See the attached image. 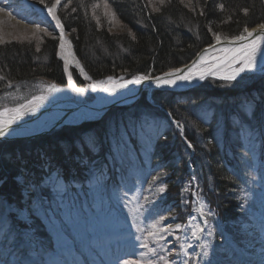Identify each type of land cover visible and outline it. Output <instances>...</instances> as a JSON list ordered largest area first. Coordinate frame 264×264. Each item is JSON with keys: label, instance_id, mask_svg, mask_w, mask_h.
Wrapping results in <instances>:
<instances>
[{"label": "trees", "instance_id": "16d2710c", "mask_svg": "<svg viewBox=\"0 0 264 264\" xmlns=\"http://www.w3.org/2000/svg\"><path fill=\"white\" fill-rule=\"evenodd\" d=\"M34 2L45 6L40 0ZM53 2L45 0L49 6ZM59 17L93 79L123 73L155 76L188 64L214 40L213 33L236 36L245 27L263 23L264 0H164L163 4L160 0H65ZM113 23L121 24L123 31H113ZM37 40L0 43V87L20 88L23 94L14 105L34 95L36 91H26L39 78L65 82L56 57L58 39L40 34ZM153 98L161 108L141 96L131 106L112 108L100 120L63 127V131L29 144L26 139L2 141L0 169L4 165L8 177L26 176V185L34 191L30 203L98 183L121 188L130 183L126 188L130 197L143 192L131 184L135 175L143 173L146 184L151 186L158 180L167 191L154 211L180 221L195 212V180L200 199L209 210L218 209L223 223L231 225L232 215L245 203L248 177L257 174L251 168L257 160L258 168H264V80L253 75L239 83L218 82L213 88L199 87L191 92L158 90ZM8 106L0 103V109ZM165 111L183 123L193 156ZM144 122L151 128L155 123L162 128L146 131L148 155L143 151L142 156H130L129 151L138 153L144 148V140L137 136V141L133 134ZM121 152L129 157H120ZM11 186H17L16 182ZM35 228L37 237L47 236L39 215Z\"/></svg>", "mask_w": 264, "mask_h": 264}, {"label": "rangeland", "instance_id": "374dc122", "mask_svg": "<svg viewBox=\"0 0 264 264\" xmlns=\"http://www.w3.org/2000/svg\"><path fill=\"white\" fill-rule=\"evenodd\" d=\"M63 4H65V0H61V5L57 8L58 16ZM0 9H3L0 11V43L37 40L40 34L58 39L56 57L61 61L65 82L61 83L47 78L35 80L26 92H36L20 105H28L33 97L41 95L45 97L42 101L89 103L95 100L96 94L92 90L90 82L84 79L77 69L68 65V70H64L65 63L59 55V30L55 28V23L47 22L44 18L41 10L46 11L45 6L38 5L34 0H0ZM36 25L40 26L39 29L35 27ZM111 28L113 31H123L121 24L113 23ZM64 33L70 38L65 28ZM68 72H71L72 75L71 83L68 79ZM253 75L263 81L264 69L247 73L235 81L207 80L196 88H213L218 82L221 84L239 83L249 80ZM113 77L130 79L134 76L123 73ZM49 84H55L56 89L49 90L46 87ZM77 88H81L83 91L78 92L76 91ZM2 89L0 103L9 104V106L1 108L0 111L19 107L20 105L14 104L20 100L21 89H11L7 86L2 87ZM160 91L167 93L184 92ZM185 91L191 92V89ZM148 95L152 94H146V92L142 94L151 105L161 108L155 101L154 104L151 103ZM152 99L154 100L153 96ZM134 103L125 106H131ZM165 114L172 122L169 115L171 113L165 111ZM103 117L84 123L94 122ZM179 123L178 125L174 124L175 128L188 146L190 141L185 137L184 125L181 121ZM138 126L139 129L133 134L137 141L138 139L144 140V148L138 153L136 150L129 151L130 156L135 153V155L142 156L141 152L143 151L144 154L147 152L148 155L149 152L146 148L148 139H144V136L147 135L146 131L152 129V131L159 132L162 128L158 123H155L152 128L146 122ZM63 127L53 130L50 134L61 131ZM182 128L183 133L181 132ZM48 134L47 132L41 136L28 138L25 142L29 144L33 139H41ZM4 146L5 144L2 143L1 150H4L2 149ZM188 148L190 155L193 156V146H188ZM120 157L129 156L121 152ZM259 162L260 160H257V165L251 168V170H256L257 174H250V176L252 175L250 179L248 177L244 196L245 203L242 204V210L239 212L242 214V219L239 213L232 215L233 222L231 225L223 223L219 217L218 209L209 210L207 204L200 199L195 180L192 193L195 212L185 216V221H180L175 216L159 215L154 211L153 208L156 210L158 207L156 205L167 197V191L166 189L164 192L159 191L161 186L158 180H155L151 186L146 184L143 181L145 176L143 173L135 175V178L131 180L133 187L143 191L139 194L134 193L130 196L132 199L128 197L129 190H126L130 183H124L123 188L98 183L85 190L80 189L78 192H71L70 194L69 192L63 194L58 192L47 196L44 200L39 198L30 203L34 191L28 184L26 185V176L18 174L15 177H8L9 175L7 176L3 170L4 165H1L0 173L2 171L5 173V175H2L3 173L1 175L6 181L3 182L4 184L0 182L3 185L0 184V201L6 202L12 210L7 212L6 218L0 224V264H25V262L32 264L26 261L27 259L25 260V253L19 249L21 242H18V237L14 239L13 236L10 240L8 237L9 232L14 231L16 234V232L22 233V230L29 232V238L25 237L24 241L27 245L28 242L32 244L43 264H123L124 261H128L129 264H165V260L160 259V257H164L168 264H185V262L186 264H248L247 255H256L259 252L258 248L264 247V168H258ZM190 166L193 169L194 167L191 163L189 164L191 171ZM13 182H16L17 186H11ZM139 189L138 191H140ZM16 190H20V194H16ZM37 195L41 197L40 193ZM201 205H203V211L200 210V214H198L197 211L198 208L201 209ZM20 213H23L24 216H20ZM209 213L211 214L209 215ZM248 214H251V218H245ZM38 215L41 216L47 232V236L43 239L37 237L36 234L35 222ZM160 217H165V219L160 220ZM205 220L207 223H204ZM153 224H156L158 229L170 227L171 231H162L160 236L164 238L154 239L153 236L149 235L150 232L154 231ZM176 225L182 227L176 228ZM204 226V235L200 239L199 234ZM252 237L254 241L258 242L254 246L250 245ZM26 244L25 246H27ZM143 244H147L148 248L155 249V252H149L148 249L142 247ZM31 255L34 256V254ZM32 256L31 258L35 259Z\"/></svg>", "mask_w": 264, "mask_h": 264}, {"label": "bare ground", "instance_id": "6f19581e", "mask_svg": "<svg viewBox=\"0 0 264 264\" xmlns=\"http://www.w3.org/2000/svg\"><path fill=\"white\" fill-rule=\"evenodd\" d=\"M42 14L45 16L44 18L47 20V22L55 23L51 20V17L49 16L47 10H41ZM19 12H22V10ZM261 25V24H260ZM260 25H256L254 27L248 28L249 31H252L253 29H256L259 31ZM66 41H70V45L66 43L64 52L67 55L69 51L73 54L72 56L68 57V65L74 67L79 71L81 76H83L84 79L88 80L90 84L92 85L94 82L102 81L105 79H99L94 80L93 78L88 79L87 77H90L85 70L84 66L82 65V62L77 57L73 44L71 39L64 33ZM238 36V35H237ZM233 37H223L220 36V41L217 42L215 39L211 44L204 47L202 50L199 51V53L196 55V57L188 64L179 67L182 72L180 74H186V70L188 68H191L194 63H196L201 56L204 57V67L206 68H215L216 72L215 74H211L209 72H205L204 78L200 79L199 74L196 73L193 75L191 80L183 81V80H177L176 84L169 85V84H158L156 82V79H147L142 80L140 83H131L128 84L127 87L118 89L115 93H108L101 89H93L94 93L96 94L95 100L91 102V107H88L86 105H83L82 108H78L76 104L70 102V101H61V102H54V101H40L37 102L34 105V110L26 111L25 115L21 116L19 119L15 120L8 129V132L4 136H0V140L4 138H28L30 136H41V134L44 131L50 130L48 133L50 134L53 130L67 126V125H79L84 123L85 121H88L90 119H95L100 117L103 112L108 108L114 105V107H118L121 105H129L131 104L139 95L142 96L143 92H146V94H152L157 90L155 88H152V84L155 83V85L158 86V88L165 90L169 89L171 91H180L183 88H188L189 90L192 88H196L203 84L207 80H223L224 76L227 75L232 67L238 66V64H235L231 61V56L233 55V52H226L225 49H233L239 48L243 46L244 44L248 43V41H233ZM254 38V37H253ZM250 38V39H253ZM207 50V51H205ZM61 51V49H60ZM64 61V59H62ZM76 61H79V67L76 64ZM65 63V61H64ZM80 67H83V72L80 71ZM175 69V68H174ZM264 69V42H260V51L257 53V61L256 66L253 69L245 70V72L240 73L239 76H237L236 80L241 78L243 75L250 73V72H256L259 70ZM171 70L165 71L162 74L158 75L156 78L160 79H167L165 77V73H168ZM85 73L87 74V77L85 76ZM135 77V76H134ZM174 78V77H173ZM117 79V78H116ZM130 79H118L121 82L123 80H131ZM235 81V80H233ZM186 89V90H188ZM18 108V107H16ZM15 109V108H14ZM5 109L1 110L0 113H3V115H0V120H7L13 113L11 112H5ZM40 134V135H39ZM47 134V133H45ZM44 135V134H42ZM28 136V137H27ZM12 210L6 202L0 201V224H2V220L6 218L7 212ZM20 216H24L23 213H20ZM15 237L16 239L18 237L19 243L21 242L20 247H24L27 251H29V247H31V244L28 242V245L25 243V237L29 238V232L26 230H22V233L14 231L9 232V240L12 237ZM23 241V244H22ZM258 242L254 241V238L252 237V243L250 245H256ZM25 244L27 246H25ZM22 245V246H21ZM258 248V247H257ZM259 252L258 254H248L247 262L248 264H264V247L258 248Z\"/></svg>", "mask_w": 264, "mask_h": 264}, {"label": "snow or ice", "instance_id": "6c2138e0", "mask_svg": "<svg viewBox=\"0 0 264 264\" xmlns=\"http://www.w3.org/2000/svg\"><path fill=\"white\" fill-rule=\"evenodd\" d=\"M160 2L163 4L164 0H160ZM183 2L184 0H181V3ZM40 3L45 4V7L47 9L49 16L51 17V20L55 22V28L59 30V37H58L59 38V48L61 49L59 55L61 56L62 59H64L65 61L64 70L67 71L68 70V57L72 56L73 54L71 53V51H69L67 55L64 52L66 43L70 45L71 42L66 41V38L64 35V25L61 22L60 17L57 15V8L58 6L61 5V0H54V2L51 3L50 6L45 3V0H40ZM96 6L98 7V5ZM65 7H67V5H65ZM223 7H224L223 4L219 5V8L223 9ZM105 8L106 9L108 8L107 3H105ZM158 10L159 9H157V11ZM0 11H3V9H0ZM243 11L245 14H247L248 9L244 8ZM201 14L203 13L201 12ZM113 16H114V13H113ZM35 27L39 29L40 26L36 25ZM45 31L47 30L45 29ZM213 36L217 42L220 41L221 38L219 35H217L216 33H213ZM250 38H253V39H250ZM53 39H56V37H53ZM133 39H135L134 36H133ZM233 41H248V43L244 44L243 46L239 48H236L235 50L225 49L226 52H233V55L231 56V61L235 64H238V66L232 67L231 71L227 75L224 76V79L227 81L236 80L237 76H239L240 73L245 72V70H250V69L255 68L256 61H257V53L260 51V42H264V24L260 25L259 31H257L256 29L249 31L248 28L245 27L243 29V32H241L240 35L233 37ZM37 51H39V48H37ZM76 64L79 67V61H76ZM204 64H205L204 57L201 56L200 59L196 63H194L191 68H188L186 70V74H180L182 70L180 68H175L172 71L164 74L165 77H167V79L155 78L156 82L158 84L174 85L176 84L177 80H183V81L191 80L193 75L196 73L199 74L200 79L204 78L205 72L215 74L216 72L215 68H206L204 67ZM80 71L83 72V67H80ZM85 76L87 77L86 73H85ZM2 78L3 77H0V79ZM87 78L91 79V77H87ZM150 78L151 77L149 76L141 75V76H135L131 80H123V82H121L120 80L114 78L113 76H108L105 80L94 82L91 85V87L93 89H101L108 93H115L118 89L127 87L128 84H131V83L138 84L142 80H147ZM68 79H69V82L71 83V80H72L71 72H68ZM46 87L49 90H55L57 86L55 84H49V85H46ZM73 87L75 86L73 85ZM76 91L82 92L83 89L77 88ZM44 98L45 97L43 95L35 96L33 97L32 101L29 102L28 105H20L18 108H15V109H5L4 110L5 112H11L13 113V115H11L7 120H0V136H4L8 132L9 126L15 120L25 115L26 111L34 110V105L36 104V102L42 101ZM0 115H3V113H0ZM188 146L192 147L190 142ZM159 191L164 192L165 186H161L159 188ZM200 210L203 211V205H201ZM210 214L211 213H209V215ZM164 219L165 217H160V220H164ZM204 223H207V220H205ZM181 227H182L181 225H176V228H181ZM152 228L154 229V231L150 232L149 235L153 236V238L157 240L164 238L160 236V232L171 231L170 227L158 229L156 227V224H153ZM142 247L148 249L149 252H155V249L148 248L147 244H143ZM205 255H207V253H205ZM160 259L165 260V264H168V261L164 257H160ZM123 264H129V262L124 261Z\"/></svg>", "mask_w": 264, "mask_h": 264}, {"label": "water", "instance_id": "95a60500", "mask_svg": "<svg viewBox=\"0 0 264 264\" xmlns=\"http://www.w3.org/2000/svg\"><path fill=\"white\" fill-rule=\"evenodd\" d=\"M260 24H264V22L263 23H260ZM260 24H257V25H260ZM254 26H256V25H254ZM254 26H252V27H254ZM247 28H250V27H247ZM219 36H221L220 34H218ZM196 57V56H195ZM85 68V67H84ZM86 70V69H85ZM87 71V70H86ZM87 73H88V71H87ZM162 74V73H161ZM88 75L92 78V76L88 73ZM158 75H160V74H157L156 76H149V77H151L150 79H154V78H156ZM139 76H141V75H139ZM107 77H104V78H102V79H106ZM152 88H155V89H157V90H160V88H158V86L157 85H155V83L154 84H152ZM189 88V87H188ZM188 88H183V89H181L180 91H185L186 89H188ZM162 90V89H161ZM165 90H169V89H165ZM141 97V95H139V97H137L132 103H134L137 99H139ZM148 99L151 101V103H155L154 102V100L152 99V95H148ZM55 102H61V101H55ZM70 102H72V103H74V104H76L77 105V107L79 108H82V106L83 105H86V106H88V107H91V102H89V103H77V102H74V101H70ZM126 105V104H125ZM125 105H121V106H125ZM112 108H114V105H112L111 107H108L104 112H103V114L100 116V117H102V116H104L110 109H112ZM170 115V118H171V120H172V122L175 124V125H178V124H180L179 123V121H177V120H175L173 117H172V115L171 114H169ZM100 117H98V118H100ZM97 118H95V119H90V120H88V121H92V120H96ZM74 125V124H73ZM50 130H47V131H44L42 134H44V133H47V132H49ZM181 132L183 133V128L181 129ZM28 137V136H27ZM32 137H35V136H30V137H28V138H32ZM27 138V139H28ZM15 139H19V138H4V139H2V140H0V142H2V141H9V140H15ZM20 139H26V138H20ZM187 141V140H186ZM187 143H188V141H187ZM189 144V143H188ZM190 169H191V171L193 172L194 171V169L190 166ZM198 214H200V208H198ZM204 231H205V226H204V228L202 229V231L200 232V236H199V238L201 239L202 237H203V235H204ZM19 249H21V251L22 252H24L25 253V260L26 261H29L30 263H32V264H43V262H42V260L39 258V256L37 255V253L35 252V249H34V247L32 246V244H31V247H29V251H27L24 247H20V245H19ZM31 254H34V256H32ZM31 256L33 257V258H35V259H32L31 258ZM25 264H27L26 262H25Z\"/></svg>", "mask_w": 264, "mask_h": 264}, {"label": "flooded vegetation", "instance_id": "af4514ba", "mask_svg": "<svg viewBox=\"0 0 264 264\" xmlns=\"http://www.w3.org/2000/svg\"><path fill=\"white\" fill-rule=\"evenodd\" d=\"M1 85V84H0ZM2 90V88L0 87V91Z\"/></svg>", "mask_w": 264, "mask_h": 264}]
</instances>
